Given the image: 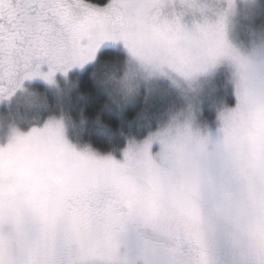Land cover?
Listing matches in <instances>:
<instances>
[{"label":"clouds","instance_id":"1","mask_svg":"<svg viewBox=\"0 0 264 264\" xmlns=\"http://www.w3.org/2000/svg\"><path fill=\"white\" fill-rule=\"evenodd\" d=\"M110 2L133 39L117 41L123 58L93 62L100 111L140 110L108 150L69 138L60 119L13 122L0 143L12 201L0 244L16 264H264V41L230 29L235 0H159L158 18ZM157 27L179 38L169 46ZM221 71L207 98L198 85ZM229 88L234 102L218 103ZM169 95L178 102L146 126L150 100Z\"/></svg>","mask_w":264,"mask_h":264},{"label":"snow or ice","instance_id":"2","mask_svg":"<svg viewBox=\"0 0 264 264\" xmlns=\"http://www.w3.org/2000/svg\"><path fill=\"white\" fill-rule=\"evenodd\" d=\"M131 2L145 15L161 14L159 0ZM246 3L253 6L256 0ZM119 19L110 0H0V99L12 96L26 80L39 77L51 84L57 72L93 63L107 41L129 43L133 38L118 28ZM155 33L169 46L179 38L178 32L159 27ZM96 133L109 136L100 122ZM255 254L264 256V245ZM0 264H16L2 244Z\"/></svg>","mask_w":264,"mask_h":264},{"label":"trees","instance_id":"3","mask_svg":"<svg viewBox=\"0 0 264 264\" xmlns=\"http://www.w3.org/2000/svg\"><path fill=\"white\" fill-rule=\"evenodd\" d=\"M255 13L256 17L252 21V24L248 27H241V30L246 31L252 37L253 43L264 38V32L258 29V26L264 25V0H259ZM124 55L125 53L119 49L106 48L99 53L97 61H102L106 57L111 56L123 58ZM93 67L94 64L80 74L71 77L67 87H65L68 89V92L65 94L66 98L63 103L58 101V93L50 91L41 84L32 85L34 91L38 94V99L34 102V106L29 108L24 105H4L0 108V115L3 117L1 122L3 124L6 120L10 122V108L14 111L17 110L14 112L15 115L12 119L14 122L20 121L22 116H27L31 117L32 122L36 124L41 121L37 117L45 118L53 114H63L68 125L67 128L71 139L85 140L92 147L100 150H108L109 147L114 144H118L122 147L124 143L122 134L129 131L131 127L130 122L133 117L137 116L140 105H130L123 114H118L114 109H104L100 111V105L105 95L92 83ZM227 93L230 94L229 92ZM228 99L227 97V100ZM65 101L66 104L64 103ZM149 103L151 105L150 111L146 115L139 117L146 126L153 123L155 119L164 112L160 100L151 99ZM23 107L25 109H23ZM97 116H99L100 121L112 126L114 133L112 136H100L96 133ZM203 117L206 118V115H203ZM21 125L26 126L28 129L29 125L27 123H21L20 127Z\"/></svg>","mask_w":264,"mask_h":264},{"label":"rangeland","instance_id":"4","mask_svg":"<svg viewBox=\"0 0 264 264\" xmlns=\"http://www.w3.org/2000/svg\"><path fill=\"white\" fill-rule=\"evenodd\" d=\"M226 3V0H225ZM258 6L257 0L255 5L250 6L246 3V0H235V4L231 7V9L229 10V22H230V29L231 30H236V29H240L241 27H248L252 24V21L255 19V9ZM218 7H224V4H218ZM258 41H264V38H262L261 40ZM119 49L124 53L123 50V46L121 42H112V41H107L105 43H103L100 48L97 50V54L96 56L98 57L99 53L106 49ZM94 63H90L87 64L85 66H83L82 68H72L69 69L68 72L66 74H62L57 72L54 76H53V83L49 84L47 82H45L43 79L39 78V77H34L31 80H26L23 82L22 84V89L27 90V92H22L21 90H17L12 96L8 97L7 99H0V108L4 105H14V106H21L24 105L26 107L31 108L32 106H34V102L38 99V94L36 91H34V87L36 84H41L45 87H47L50 91L58 93L59 98L58 101L60 103H63L64 99L66 98V93L68 92V89L65 88L67 87L69 81L71 80V77L76 75V74H80L81 72L85 71L89 66L93 65ZM42 72H46L47 71V67L46 66H42L41 68ZM225 81V74L223 71L219 72L218 74L214 75V76H208L206 78H204L202 80V82L198 85V90H202L204 95L207 98H210L215 87L217 85H221L223 84ZM33 85V86H32ZM227 92H229L230 94H228ZM29 93L35 94V99L32 98V96L28 95ZM60 93V94H59ZM228 94V96H227ZM219 95H222L225 100L219 101L218 103H223V102H227L228 104H231L234 102V97L231 94V90L230 88L227 90H222ZM227 97L229 98L227 100ZM68 99V98H67ZM152 100H160L161 101V107L163 108V111H165L166 107L177 103L178 101L176 100V97L174 95H169L166 96L164 98H153ZM67 101V100H66ZM66 101L64 102L66 104ZM14 103H18V104H14ZM23 109H25L23 107ZM17 111V110H15ZM12 108H10V122H8L6 120V122H4V124L1 122V120H3L2 116L0 115V143L4 142L6 140L7 137V133H8V128L9 126L14 122L12 119L15 115V112ZM205 111V113H204ZM215 111H216V107L215 105H208L205 104L202 109H201V114L206 115V118L203 117L205 120H207L208 122H213L214 118H215ZM204 113V114H203ZM37 117V116H35ZM54 118V119H60L64 124H65V135L69 136L70 138V134L68 131V125L67 122L65 120V116L63 114H53V115H49L45 118L43 117H37L38 119H40L38 123L34 124L35 126L39 127L42 126L43 120L46 118ZM6 124V125H5ZM21 129L23 131H27L28 129L26 128V126L21 125ZM11 204L12 201L9 200H5V198L3 197L2 194H0V224L3 223V221L6 219V217H8L9 213H10V209H11Z\"/></svg>","mask_w":264,"mask_h":264}]
</instances>
